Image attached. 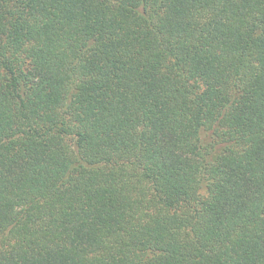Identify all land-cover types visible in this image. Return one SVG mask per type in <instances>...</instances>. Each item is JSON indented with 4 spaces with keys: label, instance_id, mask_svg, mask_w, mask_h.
I'll return each instance as SVG.
<instances>
[{
    "label": "trees",
    "instance_id": "trees-1",
    "mask_svg": "<svg viewBox=\"0 0 264 264\" xmlns=\"http://www.w3.org/2000/svg\"><path fill=\"white\" fill-rule=\"evenodd\" d=\"M0 264H264V0H0Z\"/></svg>",
    "mask_w": 264,
    "mask_h": 264
}]
</instances>
